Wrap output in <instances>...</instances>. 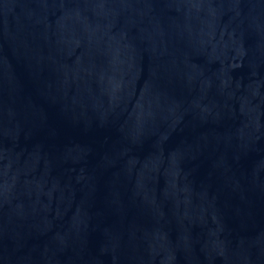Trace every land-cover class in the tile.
Listing matches in <instances>:
<instances>
[{
	"label": "water",
	"instance_id": "95a60500",
	"mask_svg": "<svg viewBox=\"0 0 264 264\" xmlns=\"http://www.w3.org/2000/svg\"><path fill=\"white\" fill-rule=\"evenodd\" d=\"M0 264H264V0H0Z\"/></svg>",
	"mask_w": 264,
	"mask_h": 264
}]
</instances>
